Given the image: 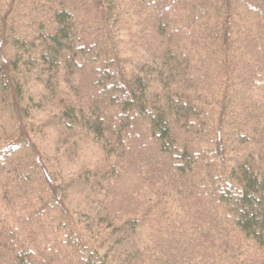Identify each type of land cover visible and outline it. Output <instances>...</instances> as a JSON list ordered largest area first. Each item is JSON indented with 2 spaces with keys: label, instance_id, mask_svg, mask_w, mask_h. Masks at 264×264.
Returning <instances> with one entry per match:
<instances>
[{
  "label": "trees",
  "instance_id": "trees-1",
  "mask_svg": "<svg viewBox=\"0 0 264 264\" xmlns=\"http://www.w3.org/2000/svg\"><path fill=\"white\" fill-rule=\"evenodd\" d=\"M134 225L116 264H264V0H0V264H105Z\"/></svg>",
  "mask_w": 264,
  "mask_h": 264
},
{
  "label": "rangeland",
  "instance_id": "rangeland-1",
  "mask_svg": "<svg viewBox=\"0 0 264 264\" xmlns=\"http://www.w3.org/2000/svg\"><path fill=\"white\" fill-rule=\"evenodd\" d=\"M22 79L24 97H33L35 89L33 72L25 75ZM45 131L44 134L38 132L34 136V141L38 149L44 155L54 159V161H52V167L56 169L55 173H57L59 177L69 175L73 167L68 163V155H63L62 152H60L57 156H53V135L48 129H45ZM65 191V201L69 210L81 221H90L94 216L93 210L95 209L96 199L76 184H70ZM115 238V243L110 244L106 248H97L96 250V253L105 264H116L117 258H120L122 254L134 248H140L146 240V231L144 228L134 225L117 233ZM89 246L91 247V245Z\"/></svg>",
  "mask_w": 264,
  "mask_h": 264
}]
</instances>
